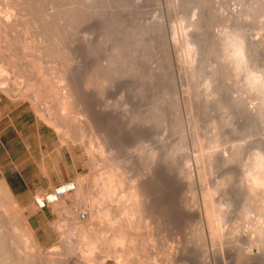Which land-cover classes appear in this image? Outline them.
Wrapping results in <instances>:
<instances>
[{"label": "rangeland", "instance_id": "1", "mask_svg": "<svg viewBox=\"0 0 264 264\" xmlns=\"http://www.w3.org/2000/svg\"><path fill=\"white\" fill-rule=\"evenodd\" d=\"M260 1L14 0L17 41L0 44V87L10 90L0 92V108L6 101L13 108L23 107L53 131L48 149L53 151L46 167L62 176L72 171L76 177L71 181L81 180L82 192L74 190L61 202L44 208L37 206L35 197L55 186L33 193L32 211L46 214L34 223L13 192L1 184L0 172L2 206L9 213L15 205L20 208L18 220L4 219L3 231L15 229L21 250L10 239L5 246L14 247L23 263L45 264L58 256L71 264L75 255L89 253L87 247L95 239L100 247L93 253L109 255L108 264H120L116 251L123 245L117 246L111 239L119 226L139 223L138 229L130 227L133 234L126 235L124 245L131 251L132 246L135 255L138 250L150 256L145 264H264V245L248 248L258 238L254 226H264V216L256 210L263 204L264 193L255 196L239 186L240 165L252 149L264 148V113L257 112L259 97L245 91L244 73L238 76L235 66L224 60L219 43L227 31H241L251 43L247 65L264 73V16L250 14ZM0 2V8H7L2 5L4 0ZM186 31L198 48L194 57L183 53L181 36ZM115 49L121 52L116 67L125 72L101 78L98 71L111 63ZM37 62L40 76L31 71ZM46 84L59 88L58 100L64 97L67 85H73L75 96L82 98L79 117L96 126L88 129L87 138H78L80 122L72 123V115H67L64 120L69 121L63 122L72 138L61 142L53 121L59 118L57 100L50 98ZM14 86L20 91H12ZM90 138L95 143L92 151L87 147ZM150 153L153 157H148ZM110 164L120 178L127 176L113 206L102 204L98 193L100 174ZM132 165L134 171H130ZM143 181L160 214L154 220L130 221L123 207L131 208L133 184ZM251 203L256 206L253 212L248 208ZM100 208L114 211L101 219ZM218 220L224 229L221 233L215 232ZM25 227L43 258L23 235ZM54 246L62 255L49 253ZM101 247H105L104 253Z\"/></svg>", "mask_w": 264, "mask_h": 264}, {"label": "bare ground", "instance_id": "2", "mask_svg": "<svg viewBox=\"0 0 264 264\" xmlns=\"http://www.w3.org/2000/svg\"><path fill=\"white\" fill-rule=\"evenodd\" d=\"M48 1V0H47ZM114 1V0H113ZM4 2H5V4H2V5H4V6H7V8L5 7V9L3 10V8H0V44L2 43V42H4V41H8L9 43H11V44H14V43H16V41H17V38H16V35H15V31H16V28H17V26H18V23H19V21H18V12L15 10V7H14V0H4ZM201 2V1H200ZM258 2V1H257ZM1 3V2H0ZM197 3H198V1H197ZM107 4V3H106ZM44 5V4H43ZM72 6V5H71ZM124 6H126V4L124 5ZM254 6V5H253ZM107 9V8H106ZM248 11V10H247ZM250 14L252 13V14H254L256 17H261V16H264V0H261L260 1V3H258V5H255L253 8H251L250 9ZM245 12V11H244ZM248 14H249V11L247 12ZM45 21V20H44ZM179 22V21H178ZM182 22V21H181ZM183 24V23H182ZM184 25V24H183ZM179 27H180V23H179ZM182 27V26H181ZM41 29V28H40ZM146 29V28H145ZM180 29V28H179ZM182 29V28H181ZM180 29V30H181ZM186 29V28H185ZM183 30H184V28H183ZM241 30V29H240ZM41 31V30H40ZM146 32V31H145ZM176 32V31H175ZM183 32H185V30L184 31H182V33ZM187 32V31H186ZM234 33H238L241 37H242V39H243V56H244V61H245V67H246V69H248V70H251V71H253L252 69H250V67L247 65V60H248V58H247V56H248V54H249V51H250V48H251V43H249V41L244 37V34L241 32V31H238V30H232V31H227L226 33H225V35L226 34H234ZM18 34V33H17ZM181 35V34H180ZM225 35L223 36V37H221V38H218V39H221V42H219V43H222V44H220L221 46H223V58H224V60H226V61H230L231 62V64H233L234 66H235V69H236V64H235V62L234 61H232V60H230L229 58H228V53L225 51V47H226V45H225V43H224V37H225ZM37 37V36H36ZM181 37H183V44H184V55L187 57V58H189V57H194L195 56V54L197 53V50H198V48L194 45V41H192L189 37H188V32L187 33H184ZM180 37V38H181ZM176 38H177V36H176ZM80 39V38H79ZM179 39V38H178ZM220 41V40H219ZM217 42V41H216ZM40 44V43H39ZM36 45V44H35ZM199 45V44H198ZM75 46V45H74ZM79 47V46H78ZM213 48V47H212ZM219 48V47H218ZM32 49V48H31ZM93 49V48H92ZM215 49H217V47L215 48ZM218 50V49H217ZM222 50V49H221ZM65 51V50H64ZM213 51V50H212ZM35 54H36V52H35ZM121 54V52H120V50L119 49H115V51H113L112 53H111V55L112 56H110L111 57V63L110 64H108V65H105V66H103L99 71H98V76H100L101 78H103V77H105L106 75H108V74H111V73H114V72H118V73H123L124 74V70H122L121 69V71H119V69L116 67V63L118 62L117 60H118V58H119V55ZM198 54V53H197ZM41 55V54H40ZM34 56V55H33ZM47 57V56H46ZM3 58V57H2ZM48 58V57H47ZM42 59V58H41ZM38 60V59H37ZM36 60V61H37ZM40 60V59H39ZM194 61V60H193ZM215 61V60H214ZM251 61V60H250ZM1 62V61H0ZM44 63V62H43ZM128 64V63H127ZM189 64V63H188ZM193 64V63H192ZM29 65V64H28ZM32 65V64H31ZM48 65V64H47ZM126 65V64H125ZM232 65V66H233ZM228 66V65H227ZM230 66V65H229ZM33 67V68H32ZM31 67V71H33L34 72V74H37L38 76H40L41 75V73H42V71H41V65L37 62V63H34L33 64V66ZM194 67V66H193ZM214 67V66H213ZM56 68V67H55ZM127 68V67H126ZM234 68V67H233ZM230 69V68H229ZM3 70V69H2ZM2 70H0V71H2ZM129 70V69H128ZM131 70V69H130ZM198 70V69H197ZM227 70V69H226ZM135 71V70H134ZM139 71V70H138ZM229 71V70H228ZM235 71V70H234ZM255 72V71H254ZM237 73V75L239 76V75H241L242 73H244V75H245V72L244 71H241V72H236ZM258 73H261V72H258ZM3 74V73H2ZM45 76V75H44ZM103 76V77H102ZM121 76V75H120ZM1 77V76H0ZM51 77H54V76H51ZM50 77V78H51ZM235 77V76H234ZM244 77V76H243ZM235 78H238V77H235ZM205 79V78H204ZM32 80V79H31ZM41 81V80H40ZM46 81H47V79H46ZM205 81V80H204ZM52 82V81H51ZM238 82V81H237ZM209 83H211L210 81H209ZM246 83V82H245ZM244 83V84H245ZM36 84V83H35ZM240 84V83H239ZM27 85H28V83H27ZM40 85V84H39ZM44 85V84H43ZM47 85V84H46ZM208 85V84H207ZM243 85V84H242ZM245 86V85H244ZM27 88L28 87H30V86H26ZM47 87H48V90H49V92H50V98L51 99H56L57 100V105H58V113H59V118L58 117H56V119H53V121H54V126L56 127V129H57V132L61 135L60 136V140H61V142L62 143H64V142H66L67 141V139H71L72 138V136L70 135V129H69V126L68 125H66V124H64V122L63 121H65L64 120V118L67 116V115H72V123L74 122V124H77V123H79L80 122V132L78 131V133H79V139H85V138H87L88 137V129L90 130L91 129V126L93 125H91L90 123H89V121L90 120H85V119H81L80 117H79V113H80V109L82 108L81 106V104H82V98L80 97V96H75V93H74V89H73V85L72 84H68L67 85V87L64 89V97H62V99L61 100H58V98H57V94H59V88H57V87H54V86H52L51 84H49V85H47ZM25 88V87H24ZM39 89V88H38ZM40 90V89H39ZM47 90V91H48ZM2 91H5V92H9L8 90H6L5 89V87H0V92H2ZM12 91H20V87H16V86H14L13 88H12ZM30 91H33L32 89L30 90ZM36 91V90H35ZM245 91H250L249 90V88H248V86H247V84H246V90ZM250 92H252V91H250ZM250 92H248V93H250ZM254 93V92H253ZM255 93H256V95L259 97V99H260V104L258 105V108H257V112L258 113H264V90H259V91H255ZM40 95V94H39ZM25 96V95H24ZM256 97V96H255ZM50 100V99H49ZM48 100V101H49ZM52 106V105H51ZM84 108V107H83ZM85 109V108H84ZM86 110V109H85ZM83 113V112H82ZM160 113V112H159ZM84 115V114H83ZM177 116V115H176ZM68 117H70V116H68ZM0 118H1V108H0ZM67 118V117H66ZM84 118V117H83ZM87 119V118H86ZM160 120V119H159ZM69 121V120H68ZM68 121H65L66 123L68 122ZM155 121V120H154ZM158 121V120H157ZM151 122V121H150ZM177 122V121H176ZM71 123V122H70ZM71 123V124H72ZM161 123V122H160ZM79 125V124H78ZM77 126V125H76ZM94 126V125H93ZM94 127H96V126H94ZM228 127V126H227ZM93 128V127H92ZM101 134V133H100ZM73 135V134H72ZM102 135H104L103 133H102ZM108 135H110V134H108ZM90 136V135H89ZM74 137V136H73ZM107 137V136H106ZM106 137H104L105 139H106ZM104 139V140H105ZM78 140V139H77ZM87 141V140H86ZM103 141V140H102ZM88 150L89 151H92V149H93V147H94V145H95V143H94V141H93V139L92 138H90L88 141ZM109 142V141H108ZM100 143V142H99ZM107 143V142H106ZM105 143V144H106ZM110 143V142H109ZM108 143V144H109ZM175 143V142H174ZM111 144V143H110ZM109 144V145H110ZM182 144V143H181ZM119 145V144H118ZM111 146V145H110ZM109 147V146H108ZM182 147H184V146H182ZM114 148V147H113ZM112 148V149H113ZM106 149V148H105ZM139 149V148H138ZM142 150V149H141ZM105 151V150H104ZM150 151V150H149ZM153 151V150H152ZM181 151V150H180ZM100 152H101V154H103V150L101 149L100 150ZM156 154V153H155ZM170 154H173V153H170ZM175 154H177L176 152H175ZM174 154V155H175ZM223 156V155H222ZM142 157V156H141ZM148 157H153V154H151L150 153V156H148ZM162 157V156H161ZM104 158V157H103ZM213 158V157H212ZM229 158V157H228ZM197 159V158H196ZM211 159V158H210ZM224 159V158H223ZM153 160H154V158H153ZM156 160V159H155ZM154 160V161H155ZM231 160H232V158H231ZM103 161V160H102ZM150 161V160H149ZM210 161V160H209ZM225 161H228V159L227 158H225L224 159V162ZM187 163V162H186ZM227 163V162H226ZM229 163V162H228ZM116 164H117V162H116ZM149 165H150V163H148ZM115 165V164H114ZM129 165V164H128ZM128 165L126 164V166L128 167ZM148 165V166H149ZM211 165V164H210ZM117 167H118V164L116 165ZM147 166V165H146ZM115 167V166H114ZM114 167H113V164H112V166H111V164L108 166V169H106V171L105 172H102V174H100V183H99V194H100V196H101V198H100V202L103 204V203H107V202H109L110 204L112 203V205H110V206H113L115 203L113 202L114 200H116L115 198H117L116 196H118L119 195V193L121 192H123V191H120V188L123 186V183H124V179L127 177V176H125V178H120L119 177V175H118V170H119V167H118V170H115L114 169ZM120 167H121V164H120ZM133 167H134V165H132V167H131V170L130 171H134V170H132L133 169ZM123 169V168H122ZM122 169H120V170H122ZM125 169H127L126 171L128 172V170L130 169V166H129V169L128 168H126V167H124V170ZM150 169V168H149ZM123 173V172H122ZM124 173H126L125 171H124ZM136 175V174H135ZM121 176V175H120ZM128 176H129V174H128ZM131 177V176H130ZM136 177V176H135ZM149 177V176H148ZM190 177V176H189ZM132 178V177H131ZM134 178V177H133ZM137 178H139V177H137ZM129 179V178H128ZM145 180V179H144ZM125 181H126V179H125ZM3 183H4V186H5V188H6V190H8V192L9 193H11L12 191H11V189H10V187H9V185L6 183V181L5 180H2L1 181V184L3 185ZM75 184H76V193L77 194H81V192H82V190H81V180H78L77 182H74ZM136 183V182H135ZM151 183H153L152 181H151ZM77 184L78 185H80V187H78L77 186ZM130 185V184H129ZM218 185V184H217ZM125 186V185H124ZM130 187H131V185H130ZM123 188V187H122ZM125 189V188H124ZM127 189H129V188H127ZM122 190V189H121ZM132 190H134V192H133V195H132V192H131V194L130 195H132L133 196V199L130 197L129 198V200L130 199H132L133 200V203H132V206H131V208L130 209H128L127 210V208L126 207H123V213H125V214H127V216H129V218H130V221H142L144 218L147 220L148 218H153V220H154V217L155 218H158V216H159V214H160V212L158 211V209L156 208V205L154 204V199L152 200L151 199V195H150V192H149V189H148V184L146 183V182H142V183H140V184H133V189ZM150 190H151V188H150ZM120 191V192H119ZM130 192V191H129ZM214 192V191H213ZM218 192V191H217ZM252 193H253V195H255V196H260L261 195V193H264V191H255V190H253V191H251ZM209 193V192H208ZM128 194V193H127ZM127 194H123V195H127ZM69 195V194H68ZM121 195V194H120ZM122 195V196H123ZM153 195V194H152ZM96 196V195H95ZM127 196H129V195H127ZM127 196L125 197L126 199H127ZM211 196V195H210ZM40 197V196H39ZM9 198V197H8ZM97 198V197H96ZM120 198V197H119ZM1 200V199H0ZM61 200L62 199H60L59 201H57V202H54V203H52V204H57V203H59V202H61ZM260 200H262V205H260V206H255V204L254 203H251L250 205H249V209L253 212L254 211V209H255V207H256V210L257 211H259V213H261L263 216H264V198H262V199H260ZM215 201V200H214ZM128 202V201H127ZM207 202H209V201H207ZM213 202V201H212ZM255 202V201H254ZM5 203V202H4ZM7 203V202H6ZM114 203V204H113ZM129 203H130V201H129ZM214 203V202H213ZM208 204V203H207ZM210 204H211V202H210ZM221 204V203H220ZM223 204V203H222ZM257 204V203H256ZM3 204H2V202L0 201V264H32V263H29V262H27V263H23L20 259H19V257H21V256H16L15 254L16 253H14V251L17 249L18 250V247H17V245H19V244H17V236H15V229H13L12 228V230H9V231H7V232H5V231H3L4 229V227H3V225L5 226L6 224L4 223V219L6 220V218L7 219H9V220H15V219H19V215H20V208L17 206V205H15L14 206V209L15 210H13L14 212H7L8 210H9V208L7 209V207H5V206H2ZM14 205V204H13ZM125 205H126V203H125ZM116 206V205H115ZM114 206V209L116 208L117 209V207H115ZM248 206V205H247ZM246 206V207H247ZM104 207V206H103ZM109 207V206H108ZM127 207H128V204H127ZM111 209H113V208H111ZM111 209H106V208H100L99 209V211H98V216H99V218H103V219H105V218H109V216H110V210ZM114 209H113V211H114ZM115 209V210H116ZM213 209V208H212ZM218 210V209H217ZM227 210V209H226ZM118 211V210H117ZM256 211V212H257ZM219 212H221V211H219ZM224 212V211H223ZM114 213H116V212H114ZM162 213V212H161ZM222 213V212H221ZM226 214V213H225ZM214 215H215V213H214ZM249 215V214H248ZM224 216V215H223ZM253 216V215H252ZM209 217H210V215H209ZM221 218H222V215H221ZM160 219V218H159ZM214 219V218H213ZM216 219V218H215ZM224 219V218H223ZM223 219H221V220H223ZM9 220H6V221H9ZM99 220V219H98ZM125 220V219H124ZM145 220V221H146ZM228 220V219H227ZM129 221V220H128ZM144 221V222H145ZM264 221V220H263ZM111 222V221H110ZM124 222V221H123ZM212 222V221H211ZM210 222V223H211ZM215 222V221H214ZM213 222V223H214ZM223 222H224V220L222 221V224H223ZM10 223V222H9ZM115 223V222H114ZM147 223V222H146ZM149 223H150V221H149ZM158 223H160L159 221H158ZM216 223V222H215ZM16 224V223H15ZM14 224V225H15ZM123 224V223H122ZM131 224V223H130ZM166 224V223H165ZM222 224H219V220H218V222H217V224H216V227H215V232L216 233H221L222 231H224V229H223V225ZM12 225V224H11ZM110 225H112V224H110ZM139 223H136L135 225H125V224H123V225H121V226H119V228H117L116 229V232L114 233V235H113V237H112V239H111V241H113V242H115V243H117V246H118V243L119 244H122L123 246L121 247V249L120 250H118V251H116V258H117V260H118V262L120 263V264H145L144 263V260H146V259H148V258H151L150 256H147L144 252H146L145 250H144V255H142V253H141V251L139 252L138 250H136L137 252H138V254H136L135 255V251H134V253L132 252L133 251V247L131 246V248H132V251L128 248V247H126L125 245H124V242H126L125 241V239H126V235L128 234V233H132L133 234V230H132V232H130V227H132L133 226V228L134 229H138V227H139ZM146 225V224H145ZM112 226H114V225H112ZM129 226V227H128ZM147 226V225H146ZM149 226V225H148ZM132 229V228H131ZM148 230V229H147ZM23 231H24V233H23V235L24 236H26L27 237V240L31 243V247L33 248V250L35 249V250H37V254H38V257L40 256L41 257V252H40V248H38V246H37V244L35 243V241H34V239H33V236H32V234H31V231L29 230V228L28 227H25L24 229H23ZM253 231L255 232V233H257V236H258V238H256V239H252L251 241H250V243H249V245H248V248L249 247H253V246H255V245H258V246H261L262 247V245H264V226H262V225H255L254 226V229H253ZM11 232V233H10ZM136 231H134V234H135V236L137 235V232L135 233ZM139 232V231H138ZM106 233V232H105ZM108 234V233H107ZM106 234V235H107ZM132 234H130V235H132ZM22 235V237L24 238V236ZM128 236V235H127ZM133 236V235H132ZM138 236V235H137ZM137 236H136V238H137ZM108 237V236H107ZM129 237V236H128ZM94 238V237H93ZM131 239H132V237H130ZM135 238V237H134ZM8 239H10V243H13V244H15V250L12 248V246L11 247H8V246H5L6 244H5V242H7L6 240H8ZM17 239V240H16ZM97 239H98V237H97ZM104 239V238H103ZM110 239V238H109ZM129 239V238H128ZM146 239V238H145ZM144 239V240H145ZM16 240V241H15ZM93 240V239H92ZM91 239H90V241H92ZM138 240V239H137ZM137 240H136V242H137ZM141 240V239H140ZM139 240V241H140ZM95 239L92 241V242H90V243H92V244H94L93 246H92V244L90 245V243L88 242V244L90 245V247H87V249L89 250V253L87 254V255H83V256H76L75 255V257H73V259H75L71 264H108V261L110 260V259H108L107 257H109V255H107V254H105V255H103L102 253L101 254H98V255H95L94 253H96V252H94L93 253V251L92 250H95V249H97L98 248V246H99V244L98 243H100V242H98L97 240L95 241ZM111 241H110V243H111ZM134 241H135V239H134ZM142 241V240H141ZM147 241V240H146ZM21 242V241H20ZM28 242V243H29ZM94 242V243H93ZM98 242V243H97ZM104 242V241H103ZM107 242V241H106ZM19 243V242H18ZM98 245H97V244ZM108 243V242H107ZM106 243V244H107ZM148 243V242H147ZM87 244V245H88ZM105 244V243H104ZM113 244V243H112ZM112 244H111V246H112ZM144 244V243H143ZM21 245V244H20ZM96 245V246H95ZM115 246H116V244H114ZM127 245V244H126ZM130 245H131V243H130ZM141 245V247H142V243L140 244ZM24 246V245H23ZM121 246V245H120ZM7 247L8 248H11L10 250H7ZM100 247V246H99ZM108 247V246H107ZM130 247V246H129ZM134 247H137V246H134ZM141 247H140V249H141ZM5 248H6V251H5ZM19 248H21V246H19ZM102 248V247H101ZM105 248V247H104ZM104 248H102L103 249V253L105 252L104 251ZM110 248V247H109ZM112 248V247H111ZM144 248V247H143ZM247 248V249H248ZM139 249V248H138ZM14 250V251H13ZM19 250H21V249H19ZM18 250V251H19ZM30 250V249H29ZM142 250V249H141ZM3 252H4V254H3ZM22 252V251H21ZM49 253H51V255H53L54 257L56 256V255H62V253L59 251V249H58V247H56V246H54V247H52L50 250H49ZM97 253H99V251L97 252ZM139 253H141V254H139ZM149 253V252H148ZM17 254H18V252H17ZM21 254V253H20ZM115 254V253H114ZM152 255V254H151ZM23 256V255H22ZM26 256V255H25ZM72 256V255H71ZM111 256H112V254H111ZM110 256V257H111ZM131 256H134V259L132 260V257ZM171 256V255H170ZM18 257V258H17ZM31 257V256H30ZM114 257V256H113ZM155 257V256H154ZM41 258H43V257H41ZM168 258V257H167ZM170 258V257H169ZM26 259V258H25ZM173 259V258H172ZM24 260V259H23ZM43 260V259H42ZM71 260H72V257H71ZM40 261V260H39ZM47 261V260H46ZM69 262H70V260H68ZM147 261H149V260H147ZM146 261V262H147ZM161 261V260H160ZM69 262H66L65 261V259H63L62 257L60 258V257H55V258H51V259H49V261L48 262H46L45 264H69ZM152 261H149V263H151ZM171 262V261H170ZM41 263V262H40ZM153 263V262H152ZM151 263V264H152ZM160 263V262H159ZM158 263V264H159ZM167 263V262H166ZM154 264H157V263H155L154 262Z\"/></svg>", "mask_w": 264, "mask_h": 264}, {"label": "crops", "instance_id": "3", "mask_svg": "<svg viewBox=\"0 0 264 264\" xmlns=\"http://www.w3.org/2000/svg\"><path fill=\"white\" fill-rule=\"evenodd\" d=\"M53 138V131L47 130L28 110L13 108L8 101L4 103L0 118V172L34 223L43 220L46 214L32 211L33 193L50 190L76 177L72 171L62 176L46 167ZM35 170L36 174H31Z\"/></svg>", "mask_w": 264, "mask_h": 264}, {"label": "clouds", "instance_id": "4", "mask_svg": "<svg viewBox=\"0 0 264 264\" xmlns=\"http://www.w3.org/2000/svg\"><path fill=\"white\" fill-rule=\"evenodd\" d=\"M225 51L228 58L235 62L237 72H245V82L250 91L264 90V73L246 69L243 56V39L238 33L226 34ZM239 186L249 191H264V148L252 149L244 164L240 165ZM71 235H75L72 232Z\"/></svg>", "mask_w": 264, "mask_h": 264}, {"label": "built area", "instance_id": "5", "mask_svg": "<svg viewBox=\"0 0 264 264\" xmlns=\"http://www.w3.org/2000/svg\"><path fill=\"white\" fill-rule=\"evenodd\" d=\"M75 189L76 184L74 181H65L55 186L52 190L40 195V197H35V202L39 208H44L64 198Z\"/></svg>", "mask_w": 264, "mask_h": 264}]
</instances>
